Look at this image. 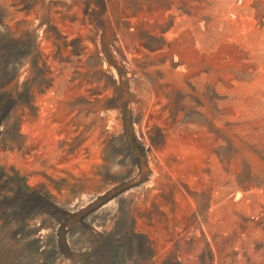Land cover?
I'll use <instances>...</instances> for the list:
<instances>
[{
    "label": "bare ground",
    "instance_id": "6f19581e",
    "mask_svg": "<svg viewBox=\"0 0 264 264\" xmlns=\"http://www.w3.org/2000/svg\"><path fill=\"white\" fill-rule=\"evenodd\" d=\"M259 1L0 0V122L26 144L42 141L27 172L39 160L47 176L98 186L123 162L148 179L119 204L126 237L155 256L162 243L205 245L218 264L216 247L228 251L264 221V178L239 184L234 159L264 114Z\"/></svg>",
    "mask_w": 264,
    "mask_h": 264
},
{
    "label": "rangeland",
    "instance_id": "374dc122",
    "mask_svg": "<svg viewBox=\"0 0 264 264\" xmlns=\"http://www.w3.org/2000/svg\"><path fill=\"white\" fill-rule=\"evenodd\" d=\"M258 3V11L264 18V0ZM10 63L17 67L20 61L13 58ZM14 108L15 104L11 111ZM89 115L86 110L78 115L81 122L75 128V137L80 136L79 131L86 130L83 122L88 121ZM263 115L254 116L242 131L248 150L240 152L242 144L237 141L234 159L237 181L241 185H257L264 180ZM3 128L0 122V168L4 173L0 175V264H154L151 261L155 258H158L155 264H180L173 260L177 253L186 264H212L206 259L209 257L205 245L198 250L191 243H162V253L155 256L145 243H134L126 237L125 221H122L126 213H122L119 204L126 200L127 193L139 189L148 179L136 181L133 170L123 172L129 168L123 162L113 164L115 177L96 186L47 176L43 172L47 162L34 158L40 166L32 171L39 177L28 180L26 175L33 172H27L26 157L31 155L30 150L42 146L41 138H32L30 144H26L15 131ZM64 143L57 138L55 151L61 150ZM19 180L25 185L15 192ZM119 213L121 215L117 216ZM165 224L159 222L154 228L156 238L164 237ZM238 226L225 235L235 234ZM101 228H107L108 232L101 231L98 238H93L91 232ZM242 234L243 238L228 251L216 247L218 264H264V221ZM179 246H184V250H179Z\"/></svg>",
    "mask_w": 264,
    "mask_h": 264
}]
</instances>
